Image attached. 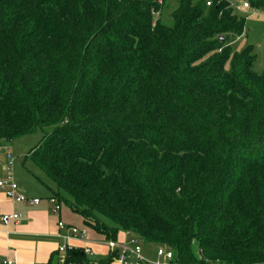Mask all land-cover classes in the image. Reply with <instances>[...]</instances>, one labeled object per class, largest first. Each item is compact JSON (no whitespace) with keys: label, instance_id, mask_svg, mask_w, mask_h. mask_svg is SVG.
Segmentation results:
<instances>
[{"label":"trees","instance_id":"16d2710c","mask_svg":"<svg viewBox=\"0 0 264 264\" xmlns=\"http://www.w3.org/2000/svg\"><path fill=\"white\" fill-rule=\"evenodd\" d=\"M167 1L0 0V142L43 131L28 158L104 241L264 264V76L232 47L246 18L176 0L166 26Z\"/></svg>","mask_w":264,"mask_h":264},{"label":"crops","instance_id":"0c3cea01","mask_svg":"<svg viewBox=\"0 0 264 264\" xmlns=\"http://www.w3.org/2000/svg\"><path fill=\"white\" fill-rule=\"evenodd\" d=\"M10 160L12 176L19 186L20 193L28 199H41V203L38 206L14 203L0 189V264L3 261H13L15 264H66L69 250L65 254L59 253V246L66 243L58 235H66L67 232L58 229V222L61 220L68 226L84 228L82 220L65 204H62L59 215L53 214L52 205L48 201L55 196L51 181L29 158L32 166L45 178L40 177L28 163L16 159L11 147L3 142H0V181L7 177V164ZM13 213L20 215L19 222H11L8 226H4L2 217ZM88 234L90 239L88 246L94 252L93 256L87 257L90 264H116L108 263L110 252L102 237L89 230ZM119 240L126 241V237L121 235ZM69 246L80 250L84 244L71 242Z\"/></svg>","mask_w":264,"mask_h":264},{"label":"built area","instance_id":"2783aa9c","mask_svg":"<svg viewBox=\"0 0 264 264\" xmlns=\"http://www.w3.org/2000/svg\"><path fill=\"white\" fill-rule=\"evenodd\" d=\"M204 1L207 7H212L216 3L219 4L224 0H200ZM241 7L239 8L240 12L248 14L251 12V8L246 1H239ZM234 7V5L232 4ZM238 11V10H237ZM254 14V13H253ZM1 165V163H0ZM12 161L10 160L7 164V177L4 180L0 181V189L4 191L6 197L13 201L14 203H29L30 205L38 206L41 203V199H28L24 194L20 193L19 186L15 182L12 176ZM49 203L52 205V212L55 215H59L62 210V205L59 203V200L55 197L48 199ZM20 215L13 213L10 215H4L2 217V224L8 226L11 222H19ZM58 229L60 231H66V235L59 234L58 237L65 241L66 244L59 246V253L65 254L68 250L77 249L75 247L69 246L71 242H79L84 244V247L80 250L87 257L94 255L93 250L88 246L90 243L88 230L84 228H79L75 226H68L64 221L58 222ZM123 235L126 237V241H104V244L109 249L110 258L116 264H184L174 258V254L171 250L158 247L156 248L157 259L151 261L144 256L143 247L141 241L135 235L130 232H124ZM65 263V261H63ZM1 264H15L13 261H3ZM76 264V263H74ZM199 264V263H193Z\"/></svg>","mask_w":264,"mask_h":264},{"label":"rangeland","instance_id":"374dc122","mask_svg":"<svg viewBox=\"0 0 264 264\" xmlns=\"http://www.w3.org/2000/svg\"><path fill=\"white\" fill-rule=\"evenodd\" d=\"M235 9L239 11V13H243V17L246 18V29L245 34L236 39L232 44L234 50L240 51L246 47H251L254 55H255V63H254V71L259 76H264V13L254 11L253 13L248 14L244 12H240L239 8L241 7V3L238 0H231ZM177 8L176 0L167 1L166 6L164 7L162 13V23L166 26H171V13ZM230 64V63H229ZM229 64H227V68H229ZM44 132L39 130L34 134L29 136H25L19 139H16L13 142H3V144L9 145L11 147L13 156L22 161V163H28L32 166V163L28 160V154L39 145V143L43 140ZM30 166L28 167L30 169ZM35 169L40 177H44V175L32 166ZM31 170V169H30ZM35 170H33L35 172ZM36 173V172H35ZM120 236L123 233L119 234ZM144 251V256L151 260L155 261L157 259L156 256V246L155 245H147L141 243ZM171 250V249H170ZM196 256L197 249L195 248Z\"/></svg>","mask_w":264,"mask_h":264}]
</instances>
